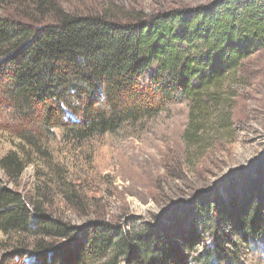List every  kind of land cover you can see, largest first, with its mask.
<instances>
[{
	"label": "trees",
	"instance_id": "16d2710c",
	"mask_svg": "<svg viewBox=\"0 0 264 264\" xmlns=\"http://www.w3.org/2000/svg\"><path fill=\"white\" fill-rule=\"evenodd\" d=\"M27 5L45 19L27 15ZM10 7L21 13L0 16V92L20 123L16 137L35 153L55 130L77 141L114 134L183 100V139L198 146L203 124L228 126L223 82L264 49V0H213L127 23L61 12L51 0H0ZM29 163L10 152L0 170L16 181ZM263 195L249 182L236 198L200 192L188 231L167 218L126 232L105 222L69 226L0 182V249L16 238L1 264H242L240 242L264 233Z\"/></svg>",
	"mask_w": 264,
	"mask_h": 264
},
{
	"label": "rangeland",
	"instance_id": "374dc122",
	"mask_svg": "<svg viewBox=\"0 0 264 264\" xmlns=\"http://www.w3.org/2000/svg\"><path fill=\"white\" fill-rule=\"evenodd\" d=\"M211 1L51 0L61 12L105 13L117 23ZM14 9H0V16L17 17L21 12ZM26 14L36 21L45 19L28 5ZM220 91L229 98L228 126L203 124L206 140L198 146L183 139L190 109L189 101L183 100L153 118L125 124L114 134L77 141L55 130L38 153L16 137L20 123L0 92V160L10 152L30 160L16 181L6 180L0 170V182L75 228L105 222L129 232L144 223L177 218L186 232L192 227L190 205L200 192L223 200L236 198L249 182L264 194V49L243 60ZM5 242L10 247L0 249V264L16 238ZM240 244L242 264H264V233L249 245ZM202 250L199 245L187 257ZM30 259L31 250L25 255V261Z\"/></svg>",
	"mask_w": 264,
	"mask_h": 264
},
{
	"label": "water",
	"instance_id": "95a60500",
	"mask_svg": "<svg viewBox=\"0 0 264 264\" xmlns=\"http://www.w3.org/2000/svg\"><path fill=\"white\" fill-rule=\"evenodd\" d=\"M83 228H85V229H86V228H87V226H85V227H83Z\"/></svg>",
	"mask_w": 264,
	"mask_h": 264
}]
</instances>
